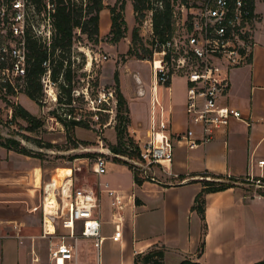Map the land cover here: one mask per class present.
<instances>
[{
	"label": "crops",
	"instance_id": "0c3cea01",
	"mask_svg": "<svg viewBox=\"0 0 264 264\" xmlns=\"http://www.w3.org/2000/svg\"><path fill=\"white\" fill-rule=\"evenodd\" d=\"M107 10L105 5L100 12V37L111 22ZM260 11L252 63L231 71V89L224 100L240 109L245 120L232 121L213 139L194 148L174 139L172 172L176 176L167 177L169 180L146 179L138 184L133 171L125 166L128 182L113 175L103 177L107 170L99 179L93 174L96 178L84 187L76 183L82 190L101 183L103 241L98 253L94 239L81 238L77 260L68 264H136L138 255L157 246L165 248V264L172 259L175 264L184 259L197 264H254L264 260V192H252L237 181L234 187L206 193L205 220L193 209L204 175L241 180L254 173L264 178V165H258L264 160V11ZM104 16H108L106 22ZM125 46L129 50L130 46ZM135 62L128 60L118 71L119 87L129 108V129L145 136L154 91L171 116V133L185 131L190 126L185 111V79L174 76L169 86H162L155 83L152 74L146 82L144 68L138 65L146 61ZM135 74L146 90L143 99L137 96ZM24 95L21 102L31 110L35 104ZM25 158V154L0 145V264H52L50 244L41 237L45 182L40 168H30L33 163L29 165ZM23 163L26 169L20 166ZM70 172L69 168L57 169L51 180L63 184ZM107 182L123 200L119 207L112 204L114 196L104 190ZM117 224L121 225L122 237L115 241L111 236Z\"/></svg>",
	"mask_w": 264,
	"mask_h": 264
},
{
	"label": "built area",
	"instance_id": "2783aa9c",
	"mask_svg": "<svg viewBox=\"0 0 264 264\" xmlns=\"http://www.w3.org/2000/svg\"><path fill=\"white\" fill-rule=\"evenodd\" d=\"M259 4L264 0H187L182 8V34L172 35L165 42L157 39L154 44L155 58L152 66L156 84L169 86L176 70L181 71L186 81L185 111L190 126L183 132L171 133V116L154 91L151 98L150 126L144 137L137 130H129L138 146L139 155L129 157L114 153L125 160L133 173L141 179L155 180L159 169L167 177L172 172L175 156L174 139L186 141L190 148L206 143L215 134L226 129L234 120H245L242 111L225 103L231 89L232 70L252 63L256 46L255 33L261 20ZM56 3L44 0L37 5L32 0H0V97L14 98L25 94L29 66V40L37 38L50 46L55 33ZM157 62H159L157 66ZM43 83L51 82V60L44 62ZM137 96L146 95L141 78L135 74ZM45 92L57 101L58 93L50 85ZM77 96L84 99L85 112L89 114L91 126L103 129L118 120L119 96L117 89L101 86L94 94L89 91ZM65 121H82L81 117L66 114ZM104 119L107 121L104 122ZM86 120V119H84ZM199 129V131H198ZM108 159L102 155L95 158L93 174L99 179L107 172ZM263 167L264 160L258 162ZM209 178V177H208ZM71 185L44 186L43 229L41 237L50 243L49 257L52 264L76 262L78 241L94 239L99 253L103 237L101 234L100 193L97 187L78 189L71 175ZM250 184L264 189L262 176L250 173L246 178ZM54 191L55 201L47 212L46 194ZM104 190L114 196L113 205L119 207L123 200L115 189L104 184ZM120 224L116 225L111 238L122 237Z\"/></svg>",
	"mask_w": 264,
	"mask_h": 264
},
{
	"label": "rangeland",
	"instance_id": "374dc122",
	"mask_svg": "<svg viewBox=\"0 0 264 264\" xmlns=\"http://www.w3.org/2000/svg\"><path fill=\"white\" fill-rule=\"evenodd\" d=\"M56 3V0H54ZM71 2L80 5L83 2V6L90 3V0H71ZM104 6L108 8V13L111 16L109 7L118 5V11L122 14V18L127 21V31L125 37L119 42L112 41V35L110 34L111 22L108 25V30L103 37H100L99 43H94L89 40L86 34L81 32L80 27L75 28V37L73 40V46L66 51L57 52L60 53V61H64L62 73L57 81L53 78L51 82L42 83V91L39 93L40 102L32 101L35 105L29 110L41 121V126L36 131L28 130L29 123L21 118L12 120V103L21 104L23 101L24 93L19 94L14 98H1L0 101V134L4 137H13L21 142L22 145L31 150V155H25V159L28 160V164H31L35 168H40L42 174V181L45 184L51 181V178L56 174L57 168L62 170L69 167L73 169V181L79 186H86L88 182L93 179V165L95 158L102 155L108 159L107 170H109L103 177L109 178L115 176L122 181L128 182L129 173L125 166L126 161L114 156V152L110 149L111 144L118 143L117 127L121 125L124 127L125 122L116 124L112 123L103 129V132H99L96 126H91L89 114L85 112L84 99L81 96H77V91L83 93L89 91L90 94H94L101 86L117 88L115 81V74L119 71L128 60H142L144 63H139V68L143 67L146 82H150L152 78V66L151 62L158 56L155 54V46L151 44L154 37L153 31V15L155 8H160L161 4L154 0L151 1V6L154 9H146L143 11L144 17L141 24L136 21V13L133 8V0H103ZM174 10L173 16V36L178 38L183 32L181 30L182 21L185 17V12L182 10L186 5L187 0H171ZM132 7V10H131ZM259 9L264 11V5L259 4ZM92 14H88L85 11L84 18L88 19ZM108 16H104V22H106ZM129 26V27H128ZM133 26V27H132ZM135 27H139V40L137 43H133V30ZM133 47L132 53L125 50L126 46ZM152 50V54L146 53L143 50V45ZM130 49V48H129ZM138 50V51H136ZM138 54L146 57L140 59ZM58 64L57 61L51 62V68ZM132 69V68H131ZM125 71V70H124ZM132 71H134L132 69ZM131 71V73H132ZM64 72L70 74L71 80L66 81ZM175 76H182L181 71L176 70ZM52 85L55 91L58 93L57 101L53 100V97L49 96L45 89H49ZM66 87V90L65 88ZM70 90V95L68 92ZM139 99H143L139 97ZM24 106V105H23ZM25 107V106H24ZM26 108V107H25ZM143 111V108H139ZM129 108L126 104L121 113L126 117H129V125L131 119L128 112ZM72 114L77 117H81L82 121L87 123V127L77 126L75 128V139H77L78 147H73L72 142L68 137V130L64 119L66 114ZM86 119V120H84ZM107 121L104 119V122ZM128 125V129H129ZM131 138L129 130L124 133V140ZM41 142L44 145L51 143V147H40L37 142ZM21 167L26 164H20ZM61 168V169H60ZM130 168V167H129ZM33 170V169H32ZM156 170V179L169 180L167 176L159 169ZM66 179H69L70 173L65 174ZM96 178V177H95ZM212 177H209V179ZM31 180V179H30ZM244 186L248 190H262L248 181L241 179ZM57 182V180L55 181ZM58 183V182H57ZM61 184V183H60ZM249 191V192H251ZM48 244L49 241H47ZM142 259V258H140ZM176 260L172 259L167 261V264H175ZM139 264H143L140 260Z\"/></svg>",
	"mask_w": 264,
	"mask_h": 264
},
{
	"label": "trees",
	"instance_id": "16d2710c",
	"mask_svg": "<svg viewBox=\"0 0 264 264\" xmlns=\"http://www.w3.org/2000/svg\"><path fill=\"white\" fill-rule=\"evenodd\" d=\"M38 6L43 3L44 0H32ZM54 1V0H53ZM152 0H133V8L136 13V21L141 24L144 17L143 11L146 9H154L151 4ZM161 4V7L155 8V13L153 15V31L154 37L151 44L154 46L156 39L163 43L173 35V16L174 10L172 7L171 0H154ZM83 2L77 5L71 0H56V13H55V33L50 46H47L42 40L37 38H32L29 40V66L27 70V84L25 88V94L36 101L40 102L39 93L42 91L41 77L45 72L46 68L44 62L50 59L51 62L57 61L58 64L52 68V78L54 81L59 79L62 73L64 61H60L62 51L69 50L73 46V40L75 37V28L80 27L81 32L86 34L89 40L94 43H99L100 41V12L104 8L103 0H90V3L83 6ZM118 5H113L109 7L111 13V29L110 34L113 36V42H119L125 37L127 31V21L122 18V14L118 11ZM85 11L88 14H92L88 19L84 18ZM139 27H135L133 30V43H137L139 40ZM143 45V44H142ZM133 47L128 50L132 53ZM143 50L146 53L152 54V50L148 49L143 45ZM138 51V50H136ZM60 52V53H57ZM140 59L146 57L138 54ZM65 79L71 80V76L64 72ZM115 81L117 83V92L119 96V109H118V121L125 122L124 127L121 125L117 127V137L118 143L111 144L110 149L116 153L129 157H137L139 155L138 146L134 143L133 138H128L124 140V133L128 131L129 117H125L121 111L127 104V100L122 94L119 87V74L116 72ZM66 90V87H64ZM70 95V90L68 92ZM12 120L21 118L27 121L30 125L28 130L36 131L38 127L41 126V121L33 113H31L27 108L21 104L12 103ZM129 112V110H128ZM65 120V119H64ZM66 127L68 130L69 140L72 142L73 147H78V140L75 139L74 133L77 126L87 127V123L83 121L70 120L66 122ZM36 141V140H35ZM40 147L46 146L51 147V143L44 145L41 142L36 141ZM0 145L11 150H15L19 153L25 155H31V150L21 144V142L13 137H4L0 134ZM128 165V163L126 162ZM135 176V180L138 184H141L144 179ZM212 177V179L208 178ZM264 180V178H263ZM240 181V179H225L222 176L217 175H204L201 179L202 190L196 196L195 203L193 206L194 210H197L202 219L205 220V195L209 192H218L235 186V182ZM262 192V190H258ZM206 226H204V229ZM204 249V242L200 245L199 253L201 254ZM165 248L164 247H154L144 254L138 255L136 258V264H165ZM142 258V259H140ZM180 264H197L190 259H184ZM254 264H264V260L256 262Z\"/></svg>",
	"mask_w": 264,
	"mask_h": 264
},
{
	"label": "bare ground",
	"instance_id": "6f19581e",
	"mask_svg": "<svg viewBox=\"0 0 264 264\" xmlns=\"http://www.w3.org/2000/svg\"><path fill=\"white\" fill-rule=\"evenodd\" d=\"M159 62H157V66H158ZM152 66H153V62H152ZM66 168H69V167H66ZM59 169V168H57ZM70 169V177L71 175H73V169L69 168ZM67 179L64 181L63 184H60V183H57L55 182L54 180L51 181V183L49 184V186L51 185L52 187H58V186H64L65 189H67L69 187V185H71V179ZM50 182V181H49ZM49 189V192L46 194V207H47V212L49 213L51 211V203H53L55 201V196H54V191L52 189Z\"/></svg>",
	"mask_w": 264,
	"mask_h": 264
}]
</instances>
